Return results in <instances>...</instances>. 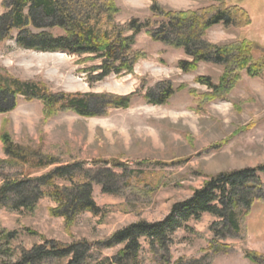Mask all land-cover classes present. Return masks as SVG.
<instances>
[{
    "label": "rangeland",
    "instance_id": "obj_1",
    "mask_svg": "<svg viewBox=\"0 0 264 264\" xmlns=\"http://www.w3.org/2000/svg\"><path fill=\"white\" fill-rule=\"evenodd\" d=\"M2 1L0 15L4 12ZM155 1L172 11L212 5L211 0ZM115 2L121 10L117 17L120 24L133 17L142 20L150 16L151 0ZM244 4L243 9L252 20L249 28L225 30L222 25H216L206 33L205 39L215 45L247 39L264 48V0H245ZM135 49L144 52L145 58L137 62L132 74L89 82L84 71L95 63L82 65L78 58L67 54L22 50L14 40L0 46V72L21 81L42 82L55 93L126 96L138 90L142 83L147 90L164 82L186 88L162 106L147 104L139 96L128 109L110 110L105 117L84 118L63 113L48 121H44L40 101L29 103L19 96L13 111L0 114V131L5 129L15 143L39 147L42 153L66 163L83 162L87 170L103 167L94 163L115 160L125 165V171L115 170L122 176L119 196L104 194L99 186L93 187L96 205L111 209L103 221L84 213L67 231L62 218L50 215L49 210L56 204L46 196L39 199L31 213L0 208V231L15 232L17 236L11 249L17 246L30 249L41 242V237L65 245L79 240L100 241L140 220L162 221L174 204L188 200L211 176L244 169L264 170V75L250 78L243 73L240 83L229 94V101L216 100L197 108L188 91L203 94L207 90L196 84L195 78L206 76L217 83L220 67L200 64L196 72L185 74L177 67L179 61L188 60L182 51L154 43L144 33L137 36ZM205 150L208 151L203 153ZM0 160H5L1 143ZM138 162L142 165H137ZM155 162L164 165H153ZM132 170L151 178L159 176L161 184L169 182V185L155 190L143 189L142 184L127 185ZM2 173L20 175L18 169L0 164ZM256 174L264 185V171ZM174 178L178 183L171 182ZM148 184L152 186V182ZM237 219L244 233L232 234L214 247H211L210 228L218 220L204 214L200 221H190L187 226L192 231L180 229L171 237L170 264L181 258L201 260L202 264H252L245 257L246 252L264 255V205H255L246 217L244 210H239ZM141 243L143 264H159V259L149 253L147 242L141 240ZM114 252L109 250L104 254L110 257Z\"/></svg>",
    "mask_w": 264,
    "mask_h": 264
},
{
    "label": "trees",
    "instance_id": "obj_2",
    "mask_svg": "<svg viewBox=\"0 0 264 264\" xmlns=\"http://www.w3.org/2000/svg\"><path fill=\"white\" fill-rule=\"evenodd\" d=\"M151 1L149 17L142 20L133 17L120 24L117 17L121 10L115 0H3L0 46L14 40L22 50L67 54L78 58L82 65L95 63L84 73L89 82H98L112 75L133 73L137 62L145 58L144 52L135 49L137 36L144 33L154 43L182 51L188 60L179 61L177 67L185 74L196 72L200 64L221 68L217 83L206 76L195 78L194 82L207 90L203 94L188 91L197 108L216 100L229 101V94L238 86L243 73L250 78L264 75V48L260 45L247 39L215 45L205 39L206 33L216 25H222L225 30L249 28L252 20L243 9L245 0H233L232 4L227 0H211L208 7L187 11L167 10ZM185 89L164 82L147 90L142 83L138 90L126 96L55 93L42 82L21 81L0 72V114L13 111L18 97L22 96L25 102L42 103L44 121L63 113L84 118L105 117L110 110L128 109L139 96L147 104L162 106ZM0 143L5 157L0 164L20 171L19 176L0 174V208L31 213L39 199L46 196L56 204L49 210L50 215L62 218L69 231L84 213L101 221L110 213L109 207L99 208L94 202V186H99L104 194L120 195L122 176L115 170L125 171L121 162H97L94 164L103 167L87 170L83 162L66 163L42 153L39 147L15 143L5 129L0 131ZM260 171L264 170L244 169L211 176L188 200L174 204L162 221L140 220L96 242L79 240L65 245L41 237V242L30 249L22 246L11 249L16 233L1 230L0 264H143L141 240L147 242L149 253L159 259V264H170L172 235L180 229L192 231L187 224L200 221L204 214L218 220L210 228L211 247L232 234L244 233L237 212L243 209L246 217L252 207L264 205V185L256 176ZM143 175L139 170L130 171L126 184H142L143 189L153 190L169 185V182L161 184L159 176ZM172 181L178 183L175 178ZM109 250L115 251L110 257L104 254ZM245 257L252 264H264V255L246 252ZM174 264H202V261L181 258Z\"/></svg>",
    "mask_w": 264,
    "mask_h": 264
}]
</instances>
